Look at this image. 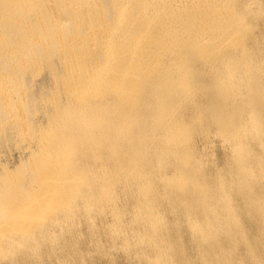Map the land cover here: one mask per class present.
I'll use <instances>...</instances> for the list:
<instances>
[{
  "label": "bare ground",
  "instance_id": "1",
  "mask_svg": "<svg viewBox=\"0 0 264 264\" xmlns=\"http://www.w3.org/2000/svg\"><path fill=\"white\" fill-rule=\"evenodd\" d=\"M0 264H264V0H0Z\"/></svg>",
  "mask_w": 264,
  "mask_h": 264
}]
</instances>
